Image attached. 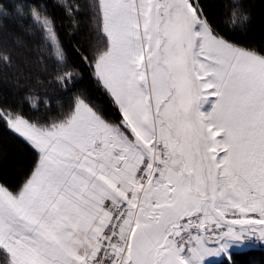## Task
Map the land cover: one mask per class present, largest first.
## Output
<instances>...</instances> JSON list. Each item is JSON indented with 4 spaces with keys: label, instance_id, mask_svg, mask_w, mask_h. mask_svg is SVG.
I'll use <instances>...</instances> for the list:
<instances>
[{
    "label": "snow or ice",
    "instance_id": "6c2138e0",
    "mask_svg": "<svg viewBox=\"0 0 264 264\" xmlns=\"http://www.w3.org/2000/svg\"><path fill=\"white\" fill-rule=\"evenodd\" d=\"M48 7L0 0L18 22L0 41V264H237L264 243V43L221 31L208 0H55L100 97L53 115L2 87L30 37L61 88L83 75ZM229 8L231 31H251L247 0Z\"/></svg>",
    "mask_w": 264,
    "mask_h": 264
},
{
    "label": "trees",
    "instance_id": "16d2710c",
    "mask_svg": "<svg viewBox=\"0 0 264 264\" xmlns=\"http://www.w3.org/2000/svg\"><path fill=\"white\" fill-rule=\"evenodd\" d=\"M5 2H8V0H5ZM229 2L230 0H208L210 5L208 11L211 13L214 23H218L220 30L225 32V34L243 43H264L261 39V32L264 31V5L261 4V0H247V6L253 11L254 24L252 30L249 32L238 31L235 33L231 31V24L227 22L228 14L231 11ZM47 3L49 4L48 11L54 15L57 31L68 50L70 63L80 68L83 71V75L81 76L79 72L77 73L75 78L77 81L76 85H69L72 91H66L61 88L53 79L55 66L50 62L44 63L40 60V50L37 48V42L34 38L30 37L26 40V44L30 45L33 54L32 59L24 65L25 71L23 75L17 77L15 71L7 72L6 76L8 80L3 83L2 87L5 97L9 102H18L25 93H32L41 97L50 98L53 101H60L62 104L58 106V109L55 107L50 110L51 114L56 115L60 113V108L63 110L66 107H70L71 98L74 94L87 91L92 96L99 98L100 93L86 66L72 58V45L74 41L68 35L66 23L62 22L60 10L55 7V0H47ZM0 24L4 25L3 34L0 35V41H3L5 46L11 49L15 41L18 22H14V19H9L0 20ZM44 55L46 56V53ZM108 110L110 113L113 111L110 105L108 106ZM43 112L44 109L40 110V114ZM3 169L6 171L9 181L12 183L18 182L26 170L23 158L12 153H9L6 162L3 164ZM234 259L237 261V264H264V248L261 246L247 247L243 252L234 254Z\"/></svg>",
    "mask_w": 264,
    "mask_h": 264
},
{
    "label": "rangeland",
    "instance_id": "374dc122",
    "mask_svg": "<svg viewBox=\"0 0 264 264\" xmlns=\"http://www.w3.org/2000/svg\"><path fill=\"white\" fill-rule=\"evenodd\" d=\"M33 95H36V94H33ZM39 98H40V100L43 102L44 100H48V101H50V110L51 109H53V108H59L58 106L59 105H61L62 103L60 102V101H56V100H51L50 98H46V97H41V96H39V95H37ZM60 107H62V106H60ZM42 109H44V105H43V103H41V109L40 110H42ZM59 110H61V111H59L60 113L61 112H63V111H67L68 110V107H66V108H64L63 110H62V108H60ZM58 112V113H59ZM258 246H261V247H263L264 248V243H260V242H256V243H254L253 245H250L249 247H258Z\"/></svg>",
    "mask_w": 264,
    "mask_h": 264
}]
</instances>
